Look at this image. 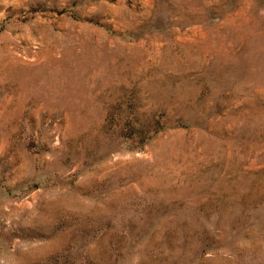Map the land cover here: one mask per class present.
Listing matches in <instances>:
<instances>
[{"label": "rangeland", "instance_id": "obj_1", "mask_svg": "<svg viewBox=\"0 0 264 264\" xmlns=\"http://www.w3.org/2000/svg\"><path fill=\"white\" fill-rule=\"evenodd\" d=\"M0 264H264V0H0Z\"/></svg>", "mask_w": 264, "mask_h": 264}]
</instances>
